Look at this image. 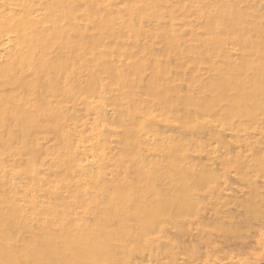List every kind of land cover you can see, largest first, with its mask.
<instances>
[{
	"label": "bare ground",
	"instance_id": "6f19581e",
	"mask_svg": "<svg viewBox=\"0 0 264 264\" xmlns=\"http://www.w3.org/2000/svg\"><path fill=\"white\" fill-rule=\"evenodd\" d=\"M263 157L264 0H0V264H264Z\"/></svg>",
	"mask_w": 264,
	"mask_h": 264
},
{
	"label": "rangeland",
	"instance_id": "374dc122",
	"mask_svg": "<svg viewBox=\"0 0 264 264\" xmlns=\"http://www.w3.org/2000/svg\"><path fill=\"white\" fill-rule=\"evenodd\" d=\"M263 159H264V157H263ZM252 164H253V162H251ZM262 165H264V160H262ZM264 167V166H263ZM237 189L238 190H240L239 192H238V194L239 195H241L243 192H246L247 190H248V187L246 186V187H237Z\"/></svg>",
	"mask_w": 264,
	"mask_h": 264
}]
</instances>
